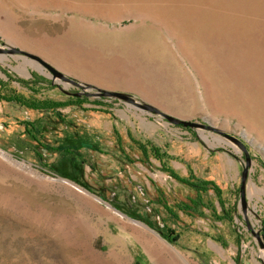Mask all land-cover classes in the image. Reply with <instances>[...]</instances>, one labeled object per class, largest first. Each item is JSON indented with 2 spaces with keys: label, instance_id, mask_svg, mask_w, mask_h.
Here are the masks:
<instances>
[{
  "label": "rangeland",
  "instance_id": "rangeland-1",
  "mask_svg": "<svg viewBox=\"0 0 264 264\" xmlns=\"http://www.w3.org/2000/svg\"><path fill=\"white\" fill-rule=\"evenodd\" d=\"M0 49V264H264V0H0ZM142 104L242 142L245 213L240 147Z\"/></svg>",
  "mask_w": 264,
  "mask_h": 264
},
{
  "label": "water",
  "instance_id": "water-1",
  "mask_svg": "<svg viewBox=\"0 0 264 264\" xmlns=\"http://www.w3.org/2000/svg\"><path fill=\"white\" fill-rule=\"evenodd\" d=\"M3 50L0 49V52H2ZM15 52H19L24 54L25 56L37 61L38 63H40V65H42L43 67H45L49 72L52 73L53 77H57L58 79L69 83L75 87L81 88L82 90H87V89H92V90H96V92L94 93H90V94H85V95H91L93 97H104V98H115V99H119V100H123L129 103H135L131 97V95L123 93V92H118V91H109V90H104V89H100L97 88L95 86L92 85H82L81 83L74 81L66 76H64L61 72H59L58 70H56L55 68H53L52 66H50L48 63H46L45 61H43L42 59H40L37 56L28 54L26 52H22L20 50H16ZM140 108L152 112L154 114L159 115L160 117L164 118L165 120H167L168 122L174 124V125H179V126H183L186 128H191V129H203V130H207L210 132H214L217 133L219 135H222L224 138H226L227 140L235 143L236 145H238L240 147V149L243 151L244 153V158H245V165L242 168V172H241V184H240V190H239V194H240V201L243 207V211L245 213V208H246V202H245V189H246V182H247V177H248V170L251 164V159L248 155V152L245 148V146L242 144V142L240 140H238L237 138L224 133L223 131L219 130L218 128L212 126L211 124L204 122V123H197V122H193L190 120H183V119H179L173 116H170L158 109H156L155 107L149 105V104H142L140 105ZM158 234L160 235L161 232H158ZM254 236L256 238H259L258 234H254ZM259 240V239H258ZM261 247L264 248V244L259 240Z\"/></svg>",
  "mask_w": 264,
  "mask_h": 264
},
{
  "label": "trees",
  "instance_id": "trees-1",
  "mask_svg": "<svg viewBox=\"0 0 264 264\" xmlns=\"http://www.w3.org/2000/svg\"><path fill=\"white\" fill-rule=\"evenodd\" d=\"M3 101H6V102H15L16 104H18L19 106L21 107H26L28 109H32V110H39L40 108L38 106H34L33 104H27V101H25L24 99H21L19 97H16V96H12V97H9V98H2ZM183 181L184 183H189V181H186V180H181ZM191 185V182L189 183ZM205 185H212V188L215 189V185L212 183V182H206L204 183ZM193 187H198L197 184H192ZM175 240H172L171 242L174 243Z\"/></svg>",
  "mask_w": 264,
  "mask_h": 264
},
{
  "label": "bare ground",
  "instance_id": "bare-ground-1",
  "mask_svg": "<svg viewBox=\"0 0 264 264\" xmlns=\"http://www.w3.org/2000/svg\"><path fill=\"white\" fill-rule=\"evenodd\" d=\"M132 222V221H131ZM142 228H143V226H142ZM143 231H144V233H147V231L146 230H144V229H142ZM158 239V240H157ZM155 240H157L158 242H159V238H157L156 237V239ZM158 253V252H157ZM160 253V252H159ZM176 254H178L177 252H176ZM179 255V254H178ZM263 256V258H264V255H262ZM181 257V256H180ZM181 258H183V257H181ZM183 260L186 262V263H188L184 258H183Z\"/></svg>",
  "mask_w": 264,
  "mask_h": 264
},
{
  "label": "flooded vegetation",
  "instance_id": "flooded-vegetation-1",
  "mask_svg": "<svg viewBox=\"0 0 264 264\" xmlns=\"http://www.w3.org/2000/svg\"><path fill=\"white\" fill-rule=\"evenodd\" d=\"M79 93H71V95L72 96H76V95H78ZM137 188H139V186L137 187ZM140 190V189H139ZM140 192H142V191H140ZM143 193V192H142Z\"/></svg>",
  "mask_w": 264,
  "mask_h": 264
},
{
  "label": "crops",
  "instance_id": "crops-1",
  "mask_svg": "<svg viewBox=\"0 0 264 264\" xmlns=\"http://www.w3.org/2000/svg\"><path fill=\"white\" fill-rule=\"evenodd\" d=\"M128 181H129V182H134V181H133L132 179H130V178L128 179Z\"/></svg>",
  "mask_w": 264,
  "mask_h": 264
}]
</instances>
